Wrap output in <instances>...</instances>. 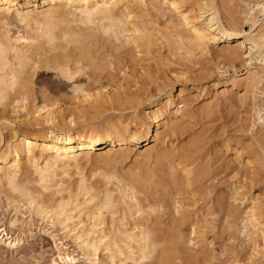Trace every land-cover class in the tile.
<instances>
[{
    "label": "bare ground",
    "instance_id": "6f19581e",
    "mask_svg": "<svg viewBox=\"0 0 264 264\" xmlns=\"http://www.w3.org/2000/svg\"><path fill=\"white\" fill-rule=\"evenodd\" d=\"M213 1L0 0V103L5 99L34 100L37 92H34V77L45 70H55L58 76L69 80L78 72L88 71V87L98 85L95 93L87 86L74 87L73 91L84 92L83 97L64 95V101L74 99V106L61 109L58 115H51V108L59 105L62 98L58 100L48 91L42 93L43 103L35 105L27 119L29 125L41 127L38 131L16 130L13 122L7 117L3 119L6 123L1 125L12 124L7 127L11 138L0 151V182H4L3 194L7 199L17 206L27 205L38 216L62 226L66 234L71 233L80 241L83 251L94 261L117 264L120 258L118 264H129L127 260L133 264H220L213 243L219 234L227 233L228 240L236 238L237 232L230 229H233L237 214L244 225L239 229L242 232L244 228L243 233L252 244L257 246L259 236L264 241V204L257 203L259 193L256 197L250 195L255 179L264 177V105L257 102V95L264 94L261 87L264 77L259 73L261 70L264 73V31L242 30L235 18L228 20L229 26L225 25ZM167 2L178 19L174 25H181L186 30L181 29L183 33H179L177 28L176 33L180 38L187 36V31L190 33L188 38L185 37L191 43L190 48H185L182 38L180 44L179 40L172 41L177 43V50H185V56H192L191 49L195 47L202 51L210 48L215 51V61L226 62L234 68V63L243 59L247 64H258L261 69L259 72L248 70L240 77L234 73L222 81L219 93L215 91L203 103L205 113L211 114L213 108L218 107L220 98L230 107L252 96L251 130L256 125L260 127L255 140L262 153L252 155L239 136L237 139L233 135L225 136L221 140V148L226 154L233 153L228 160V163L236 164L233 169L244 168L246 171L250 164L256 167L249 171L251 175L242 169V185L227 181L229 185L224 192L217 194L215 201L218 204L213 205L217 208L212 207L215 209L211 213L207 210V214L206 205H199L200 199L202 201V197L199 199L200 188L210 174H215L217 180L218 172L195 155V152L198 154L196 143L189 152L180 150L174 143L180 137V127L191 113L188 114L186 109L187 91L180 88L174 94L173 85L168 91L160 92L158 88V97L147 101L151 107L145 111L141 110L145 96L132 91L130 85L134 75L139 76L144 87H151L158 80L157 66L161 57H151L155 54L152 46L156 45V40L149 24L154 23L151 9L161 12L160 4ZM250 4L252 10L245 13L244 22L254 24L249 16L256 10L264 14V1ZM12 19L26 26L25 33L12 37L11 29H8ZM217 86L218 82L214 81L212 89L216 90ZM162 87L166 88V85ZM13 107L12 112L15 111ZM4 111L1 110L7 114ZM45 112L44 117H39ZM243 120L238 123L242 131ZM141 143L146 147L136 155L133 165L119 167L128 159L129 152ZM245 155L248 156L246 161ZM82 161L96 162L105 171L98 175L99 178L83 176L80 180H72L70 171L80 168ZM227 166L219 167L225 173ZM52 188L54 193L49 199L45 191ZM57 194L59 196L55 197ZM239 206L243 208L240 214ZM75 210H78L79 218L84 215L90 218L91 225H85L79 218L75 224ZM217 211L222 214L217 217L221 224L218 223L221 226L227 224L228 230L223 226L220 231V226L210 217ZM80 224L82 226L78 227ZM228 243L221 249L237 253L235 260L231 259L237 262L239 247L233 242ZM247 258L249 264H264L263 257Z\"/></svg>",
    "mask_w": 264,
    "mask_h": 264
},
{
    "label": "rangeland",
    "instance_id": "374dc122",
    "mask_svg": "<svg viewBox=\"0 0 264 264\" xmlns=\"http://www.w3.org/2000/svg\"><path fill=\"white\" fill-rule=\"evenodd\" d=\"M261 1H264V0H214L213 2L215 3L216 7L219 9L220 15H221L222 20H223L225 25H228V20L230 18L231 19L235 18L236 21L239 23L240 28L242 30L250 31L251 29H253V33H257L258 31H264V14L263 13H259L256 10L253 13L254 16L253 15L249 16L252 19L251 21L255 22L254 24H252L251 22H247V21L244 22V21L246 18L245 13L252 10L251 9L252 4H250V3H257V2H261ZM148 2H149V0H148ZM160 6L163 8V10L161 12H158L160 14H158L156 12V10L151 9V12L154 14V16L156 18L153 16L152 22H154V23L149 24V27L151 28V30L153 29L152 30V33L154 34L153 38H155L154 40H156V42H155L156 45H154L155 47L152 46V49H153L152 51H154L155 54L153 53L151 55V57L152 56L153 57H158V56L161 57V58L158 57L159 58L158 66H157L158 68L156 67L161 76L158 74L159 75L157 78L158 80L156 81L155 85L153 84L151 87H144L143 84L140 83L141 79H139V76L134 75L130 78V80H132L130 83V85L132 86L131 90L139 93L140 95L145 96L144 97L145 99L143 101L144 104H142V106H141V110H145V111L150 110L151 103L148 104L147 101L151 100V98L152 99H154L155 97L157 98L158 94H159L158 93L159 89H160V92L162 90L168 91L169 86L173 85L174 86L173 87L174 88L173 89L174 94H177L180 88H184L187 91V94L185 97L186 109L189 111L188 114L190 112L191 113L189 115H187L188 119L186 118L184 120V123L182 124V127H180L181 129L179 132L181 134L179 133V135H178L180 137H177V139L174 143H175L177 148H179L180 150H185V151L186 150L188 151L191 148V146H193L196 143L195 145L197 146L198 154H197V152H195V155L199 159L203 160V162L207 161L210 166L212 165L210 168L214 171L217 170V172H218V174L216 175V176H218L217 180L215 179L216 178L215 174L214 175L210 174L207 176L206 179L203 180V182H202L203 186H201L200 192H199L200 195L198 194L199 199L202 197V201L200 199L199 205H200V207H202V205L203 206L206 205L205 210H206V214H207V210L209 211L208 213H211L212 209L217 208L215 206H217V204H218L216 202L218 200V195L220 194V192H221V194H222V192H224L225 188H227V185H229V183H233L234 185H236V183L238 184V182H239L238 185H242L241 175L242 174L244 175V173H247L249 171L252 172L253 171L252 169H255V167H256L255 164H253V165L250 164L249 166L251 167V169L248 166V168H246V171L244 168L233 169L234 167H236V164L232 163L233 164L232 165L231 163H228V160L232 157L233 153L229 152L228 154H226L225 150H223V148H221L222 147L221 146V140L225 136L232 137V135H233L234 139H237L239 136L238 139H240L242 141V143H244L247 146V151L252 152V155L254 152H255L254 154L260 155L261 150L259 148V145H260L259 142H256V140H255L258 136L257 132L260 130V127L256 125L254 127V129L251 130L252 129L251 124L253 122V117H254L252 96H251V98L249 97L248 100L245 102L238 101L237 103H235L236 104L235 106H230L231 108L229 107V105H227V103H226L227 101L225 99L222 100V98H220L221 101L219 100L220 102H219L218 107L216 106L215 108H213V113H211V114L208 112L205 113L206 110H204V108H203V103L211 95H214L215 91H217V93H219L221 90L220 85H222V81L226 80L227 78H229V76L233 75L234 73H236V75H238L240 77V76L245 75L248 70H256L257 72H259L261 69L259 67H257L258 64H255V65L254 64H247V62H246L247 60H243V59L237 60V62L234 63L235 66L233 65L234 68L230 67L231 65L229 66V64H227L226 62L219 61L220 62L219 63L218 61H215V59L213 57V56H215L214 55L215 51L213 49H210V48L202 51V49H200V48L197 49L195 47V48L191 49L193 51V52H191L192 56H190V57L188 55L185 56V52H184L185 50H183V49L177 50V48H178L177 43L176 42L173 43L172 41L179 40L178 44H180L179 42H181L182 37L180 38L179 33H181L182 31L184 32L186 30L183 26L181 27V25H178V26L174 25V21L177 24L178 19L176 18L175 13L168 6V2L164 3V5H163V3H161ZM165 9H166V11H165ZM11 22H12V25H11ZM11 22L8 26V29H9V31L11 29L10 34L12 35V37L19 36V35H22L23 33H25L26 26H23V23H18L19 21H16L13 19L11 20ZM177 28L179 29L178 32L181 29H182V31H180L179 33H176L175 29H177ZM187 33L190 35V33L188 31H187ZM187 33L185 32V35ZM188 34H187V36H188ZM181 35H183V34H181ZM187 36H185V37H187ZM185 37L182 38V42L184 43L185 48L186 47L190 48L191 43ZM222 45L223 44H221L219 46V49ZM161 47H162V49H161ZM209 49H210V51H209ZM219 49L217 48V51ZM174 57H175V59H173ZM178 58H180V59H178ZM160 59H161V61H160ZM250 63H252V61ZM160 65H161V67H160ZM253 67H254V69H253ZM217 68H218V70H217ZM161 69H163V70H161ZM87 72L88 71H85L83 73L78 72L70 80L66 79L64 77L58 76L55 70H51V71L45 70V72L43 71L42 73L39 72L37 75H35L34 82H33L34 92L37 91L34 93V95L37 97V100H36V97L34 99L36 102L33 100V98H27L26 99L27 102L23 101L21 98H18L17 99L18 101L17 100L14 101L13 99H5L3 102H1L0 103V112H1V110L3 112H5L4 111V109H5L8 115L5 113V115H6L5 116L3 112H1V114L3 113L2 116L0 115V118H2V120L0 119V129H3L1 132L3 134V136H2V142L0 143V151L5 149V146H6L5 144L7 143L6 141H8L11 138L7 127H9V126L11 127L12 124L9 125L7 123L6 127L4 124H3L4 126L1 125V123H3L5 121L3 119H6V117H7L9 121L13 122V125L16 128V130L19 129V130L29 131V132L38 131L39 129H41V127L39 125H29L28 124L29 122L27 119L31 115L29 113H32V111L35 110V105L37 106V105H41L43 103V98L41 97L42 93H45L46 91H48L47 93L52 94L53 97L54 96L57 97L58 100H60L62 98L61 103H59V105H54L53 108H51V112H53V113H51V115L52 114L58 115V113H59V111H61V109L65 110L66 108H70V107L74 106V103H73L74 99L71 100L70 98H68V100L64 101L65 100L63 97L64 95L66 97H69V96L75 97L76 95H77V97H80V96L83 97L84 92H82L80 90L79 91H73L74 87H80V86L86 87L87 86V88H90L91 90H93L91 93L96 92L95 87H98L97 84H96L97 86L94 85L95 87L92 86L94 88L88 87V86H90V85H88L90 82H89V78H88L89 76H88ZM259 73L262 74V76L264 77V73H262V70ZM220 74L224 75V76H220ZM206 77H208V78H206ZM214 81L218 82V86H217L216 90L212 89V83ZM159 84H160V86L157 87V85H159ZM161 84H163V85H161ZM165 85H166V88L162 87ZM261 87L264 88L263 85H261ZM148 88H150V89H148ZM243 90L244 89L241 88L240 92L243 93L244 92ZM66 93H67V95H66ZM150 94H152V95H150ZM148 96H150V98ZM147 97H148V100H146ZM9 101H11V102L13 101V103L11 104ZM176 101L180 102V100H176ZM239 102L240 103L242 102L243 105H242V103L240 104ZM257 102L259 104L264 105V94H261L260 96H259V94L257 95ZM5 103L7 104L6 107H5ZM23 103H25V104H23ZM9 104H11L12 106L9 107L10 106ZM16 105H17V107H16ZM13 106H15L16 109ZM3 107H4V109H3ZM12 107L15 110L14 112H12ZM33 107H34V109H33ZM8 109H10V110H8ZM65 113H66V115H68L67 111ZM192 114H193V116L194 115L195 116L192 117L191 116ZM43 115L45 116L46 112L41 113V115H39V117H44ZM237 118H238V120H237ZM242 119H245V120H243V122H244L243 131L239 130L241 128L238 126V123L241 122ZM4 123H6V121ZM251 131H252V133H251ZM190 136H192V137L190 138ZM193 140H195V142H193ZM181 142H183L182 143L183 144L182 149L180 148ZM186 143H187V145H185ZM145 147H146L145 143H141V144L136 145V148L134 150H132V152L131 151L129 152L130 155L128 153V155H129L128 159L126 158L124 164H121L119 167H121L123 165H127V167L130 165H133L132 161L139 155L138 154L139 152H142L145 149ZM247 157L248 156L245 155V157H244L245 161L247 160ZM211 161H213V162H211ZM215 163H217L216 166H215ZM226 163L228 165L230 164L231 166L228 167ZM82 164H81L82 167L80 166V168H78L76 170L73 169V170H75L73 172H72V170L70 171V178L72 180H80L81 177H83V176H86L85 178H87V179H94V178H96V176L99 178L100 176H98V175L103 174L105 171L104 169H101L102 166L100 164H98V166L101 167V168H99L96 165L97 164L96 162H94V163L90 162L89 163L87 161L86 162L82 161ZM225 165L227 166V168H225L226 172L223 173L222 172L223 170H221L220 167H226ZM213 167H215V168L217 167V169H213ZM242 169H244V173H243ZM233 170H235V171H233ZM237 170H238V172H237ZM220 173H223V175ZM235 173H237V175H239V176H237ZM249 174H250V172H249ZM230 175H231V178L229 177ZM88 176H90V178H88ZM227 177L230 178V181H229V178H227ZM239 178H240V180H238ZM218 179H219V181H218ZM224 179L226 180V182ZM262 179H260V180L255 179L253 187H252V191L250 192V195L253 197H256V194L259 193V195H258L259 199H258L257 203L262 202V204H264L263 203L264 202V198H263L264 197L263 196L264 195V177ZM257 181H259V182H257ZM0 186H1L0 189L2 188V191L0 190V264H101L99 261H94L93 257H90L89 255H87L83 251L82 247L80 246V241L75 239L74 236L71 235V233L70 234L68 233L69 234V236H68V234H66L65 230L62 229V226H60L59 224H57L55 222L52 223L51 220H47V217L45 219V217L43 218L41 215L38 216L37 214H35V212L31 211V209L27 205H24V206L18 205L17 206L14 202L8 200L6 195H4L5 194L4 193V188H5L4 182L3 183L0 182ZM223 186H224V188H223ZM205 189H206V191H205ZM52 192L54 193L53 188L46 190L45 195L49 198V196L52 195ZM58 196H59V194L55 195V197H58ZM49 199H51V198H49ZM213 199H214V201H213ZM213 205H215V206H213ZM212 207H215V208H212ZM239 208L240 209H239L238 213L240 214L242 212L243 208H241L240 206H239ZM77 211L78 210L74 211L75 212V214H74L75 224H77L79 219H81L84 221L85 225H91L90 223H92V221L90 220V218L88 219V217H86V215L81 216L79 218ZM217 213H215V215L214 214L211 215L210 217L214 220V222H217V224L220 226L219 227L221 229L220 231H222V227L224 225L221 226L220 225L221 223L218 220V218L222 214L219 215L221 213L219 211H217ZM76 215H77V217H75ZM81 215H83V214H81ZM215 216H216V218H215ZM238 217H239V215L237 214V217H236L237 219L234 218L235 223H234V225H232L233 229L232 228L230 229L233 232H237V233H235L236 238L234 237L233 239H229L230 240L229 241L228 240L229 236L227 235V233H224V235L219 234L220 237L218 236V238L214 241L215 244L213 243L214 246H212V247L215 249L214 250L215 254L218 255L217 258H218L219 262H221L220 264H222V263L223 264H226V263L227 264H233V263L238 264V262H239V264H249L248 263L249 258H247V257H250V259H251V257H253L254 255H256V257H263L264 258V255H263L264 254L263 237H261V236H259L260 238L257 237L256 239L259 243L257 242V246H254L252 244L253 242L249 239L248 236H246L247 234L243 233L244 228L242 229V232H241L240 229L244 225H243L241 219ZM235 219H236V221H235ZM237 220H238V222H237ZM239 220H240V223H239ZM238 224L240 227L238 226ZM77 226L80 227V226H82V224L77 225ZM225 226H227V224H225ZM226 228L227 227H225V229ZM225 229H224V231H225ZM226 230H228V229H226ZM225 235L227 236V238ZM245 237H248V238H245ZM234 239H237V240H234ZM241 239H243V240L241 241ZM223 242H225V243L229 242L228 244H231L233 242L232 244H234L235 246L238 245L237 247H239V248L245 246L244 249L242 248L243 250L236 247L238 250V255H239V256H237L238 257L237 259L239 261L237 260V262H233V260H231V259L236 258L235 255L237 253H235V254L232 252L229 253L230 251H228V253H227V251L221 249L222 245L225 244ZM246 243H248V244H246ZM240 244H242V245L240 246ZM253 251H255L256 253H254ZM245 253H246V257H245ZM252 253L254 254L253 256H252ZM101 254L102 253H100V255ZM227 257H229V258H227ZM227 260L228 261L230 260V262H228ZM118 263H120V258H118L117 264ZM127 263L133 264L131 260H127Z\"/></svg>",
    "mask_w": 264,
    "mask_h": 264
}]
</instances>
